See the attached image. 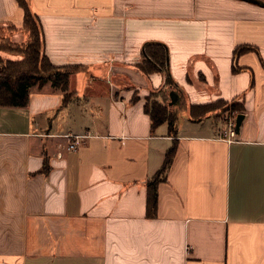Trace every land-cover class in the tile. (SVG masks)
Masks as SVG:
<instances>
[{
  "label": "crops",
  "instance_id": "obj_1",
  "mask_svg": "<svg viewBox=\"0 0 264 264\" xmlns=\"http://www.w3.org/2000/svg\"><path fill=\"white\" fill-rule=\"evenodd\" d=\"M27 3L51 62L78 69L66 103L48 81L30 88L26 106H0V264H264V5ZM24 16L18 0H0V32ZM149 43L165 46L164 67L151 58V73L128 67ZM190 69L204 74L202 87ZM165 86L175 108L183 95L243 103L237 139L220 138L223 120L206 123L209 114L182 123L178 114L172 132L167 121L153 127L145 97ZM72 133L90 136L69 150ZM174 144L149 216L148 181Z\"/></svg>",
  "mask_w": 264,
  "mask_h": 264
},
{
  "label": "trees",
  "instance_id": "obj_2",
  "mask_svg": "<svg viewBox=\"0 0 264 264\" xmlns=\"http://www.w3.org/2000/svg\"><path fill=\"white\" fill-rule=\"evenodd\" d=\"M18 1L25 11L23 26L18 28L11 24L6 28H1L0 44L3 42L2 44L7 43L9 46L15 47L13 50L20 51L23 54V58L19 60H6L2 67H0V106H26L29 101L30 88L33 85L41 86L48 81L51 82L53 87L64 92V102L66 103L75 92L69 87V77L78 69V66L55 65L51 62L45 52L44 31L40 18L31 10L27 0ZM8 30L10 33H7ZM16 31L27 33L28 36L24 37L22 41L16 42L10 35ZM22 42L26 43L23 44ZM5 46L0 47V61L2 51L7 49ZM241 51H243V47H237L235 57ZM144 58L146 62H150L149 58H151L164 67L166 63L165 46L161 43H149L146 46ZM239 68L240 66L235 63L234 70H239ZM216 101L220 103L217 104V107L222 105L223 110H237L239 113L244 110L243 103L235 100L230 101V104L229 101L224 99H217ZM214 103L215 101L191 104L189 109L190 114L193 118H202L213 110L212 106ZM145 108L150 112L153 127L167 121L170 131L175 130L177 116L170 114L167 105L157 102L152 107L146 104ZM194 109H200L201 111L195 115L193 114ZM175 151L176 144L166 151L163 165L157 174L148 181L147 214L149 216H154L157 212L158 183L166 176V172L173 161Z\"/></svg>",
  "mask_w": 264,
  "mask_h": 264
},
{
  "label": "rangeland",
  "instance_id": "obj_3",
  "mask_svg": "<svg viewBox=\"0 0 264 264\" xmlns=\"http://www.w3.org/2000/svg\"><path fill=\"white\" fill-rule=\"evenodd\" d=\"M7 33H10L9 30L7 31ZM23 33L24 32L16 31L14 33L12 32L10 35H11L13 40H15L16 42L17 41L19 42V41H22L24 38H20L21 36L17 37L16 35H18V34L23 35ZM24 34H25L24 37L28 36L27 33H24ZM2 43L3 42H1L0 47H3L4 45H6L5 48H7V49L6 50L4 49V51H2V53H1L2 58L0 61V67H2V65L4 64V62L6 60H9V59L19 60V59L23 58V54L20 51L13 50L15 47L9 46V44H7V43H4V44H2ZM22 43L25 44L26 42H22ZM11 50H13V51H11ZM129 59L130 58H128L126 60V63H125L128 67H131V68L133 67L134 69H137L140 71L142 70V71H145L148 73H151L157 69L156 67L148 64L146 62L144 56H141L139 58H134V56H132L131 59L130 60ZM122 79H123L122 80L123 85H127L129 87V89L132 90V100L133 101L138 100L140 97V94H139L140 90H139L137 84L134 83L133 81L127 79L126 77L122 78ZM188 79H189V81L193 82V84L197 85L198 87H202L204 85L205 76L202 73L201 74H195L193 72V70L190 69ZM168 87L169 86H165V88L159 92L156 88L150 89L148 91L146 97H145V99H146L145 105L147 104L149 107H152L155 103L162 102L163 104L168 106V95H167ZM212 101H215L214 105L212 106L213 110L208 113L209 117H206L204 119V121H206V123H208L209 121L213 120L214 118H215V120L217 119L219 121H221V120L224 121L225 116L233 110H229V109L223 110L222 105L217 107V104H220V103H218L219 101L218 102L216 100H212ZM181 102L182 103L180 104V106H177L176 108L172 107V106H168V109L170 111V114L176 115L177 118H178V114H179V120L182 123L188 118V114H190L189 109H190L191 104L189 103V100H188L186 95H183ZM229 104H230V101H229ZM182 107H186L187 112L185 110L179 109ZM225 107H227V106H225ZM200 111H201L200 109H194L193 114L196 115Z\"/></svg>",
  "mask_w": 264,
  "mask_h": 264
},
{
  "label": "built area",
  "instance_id": "obj_4",
  "mask_svg": "<svg viewBox=\"0 0 264 264\" xmlns=\"http://www.w3.org/2000/svg\"><path fill=\"white\" fill-rule=\"evenodd\" d=\"M239 112L237 110H233L225 116L223 121V126L220 127L218 136L220 138L226 139L228 141H234L238 137L237 130V116ZM64 136L68 137L69 142L67 144V149H77L87 137L90 136L89 133L82 134H65Z\"/></svg>",
  "mask_w": 264,
  "mask_h": 264
},
{
  "label": "water",
  "instance_id": "obj_5",
  "mask_svg": "<svg viewBox=\"0 0 264 264\" xmlns=\"http://www.w3.org/2000/svg\"><path fill=\"white\" fill-rule=\"evenodd\" d=\"M250 1H253V2L259 3V4H261V5H264V0H250ZM243 118H244V113H242V112L239 113L238 116H237V130H239Z\"/></svg>",
  "mask_w": 264,
  "mask_h": 264
}]
</instances>
